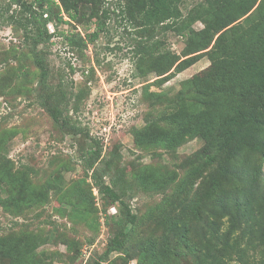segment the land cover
<instances>
[{
  "label": "rangeland",
  "instance_id": "obj_1",
  "mask_svg": "<svg viewBox=\"0 0 264 264\" xmlns=\"http://www.w3.org/2000/svg\"><path fill=\"white\" fill-rule=\"evenodd\" d=\"M7 3L0 0V157L11 161L13 170L25 171L33 184L60 175L61 186L69 192L79 186L87 195V212L80 214L72 203L50 190L44 203L23 206L18 214L0 205V237L16 240L28 236L40 241L32 264H150V256L142 262L138 260V250L147 239L155 240L154 254L158 251L155 255L164 261L158 264H195L196 258L190 252L177 258L165 257L163 250H168V240L163 241L161 236L164 229L149 220L135 227L122 250L104 254L117 228L119 203L99 192L91 171L84 166L78 141L99 148L96 165L103 179L107 183L114 180L122 200L137 213L145 212L161 200L168 187L163 191L142 188L132 173L137 168L157 167L162 176L169 173L176 182L204 142L197 136L171 151L156 147L142 150L134 144L133 132L173 111L172 100L182 82L196 77L210 65V59L205 54L184 56L186 36L173 29L162 31L157 24H144L143 12L134 11L129 17L127 10L132 4L128 0L79 1L74 18L63 11L62 21L52 15L46 22L52 36L40 47L50 71L48 83L54 88L59 84L65 94L61 103L63 116L80 128L79 134L71 135L59 130L31 92L37 85L35 76L32 78L36 69L22 30L11 23L15 7L6 11ZM200 5L204 9H198ZM207 5V0H181L176 6L191 30L202 32L204 23L195 15L208 18L211 7ZM256 7L240 19L244 24ZM103 9H107L106 16ZM190 11L194 19L188 18ZM92 32H97L96 39L81 44L80 39ZM74 35L81 38L72 39ZM140 42H153L155 51H169L179 59L161 76L155 71L141 75L136 63L137 48L143 50ZM167 74L162 83L156 82ZM6 129L14 133L4 134ZM260 168L264 176V160ZM205 176L206 172L195 180L191 194L204 188L201 183ZM249 225L250 222L242 228L245 240H254L255 246L247 249L246 264H264V243L259 244L255 238L259 235L258 224L252 231L247 230ZM169 242L172 247L174 238L170 237ZM0 264H13L11 256L0 260ZM227 264L244 263L233 256Z\"/></svg>",
  "mask_w": 264,
  "mask_h": 264
},
{
  "label": "trees",
  "instance_id": "obj_2",
  "mask_svg": "<svg viewBox=\"0 0 264 264\" xmlns=\"http://www.w3.org/2000/svg\"><path fill=\"white\" fill-rule=\"evenodd\" d=\"M79 1L89 0H8L4 8L8 11L15 7L11 23L22 30L36 69L32 78L35 76L37 85L31 92L59 130L71 135L79 134L80 128L63 116L61 103L65 94L59 84L54 88L48 83L50 71L40 46L52 36L46 29L52 15L62 21L63 11L74 18ZM128 1L132 4L127 10L129 17L134 11H141L145 15L144 24L153 27L157 24L162 31L173 29L185 35L184 56L205 54L210 59V65L196 77L182 82L176 99L172 100L173 111L133 132L134 144L142 150L156 147L171 151L199 136L204 145L184 166V173L176 182L169 173L162 176L157 167L137 168L132 173L142 188L163 191L168 187L160 201L137 213L122 200L116 182L107 183L103 179L96 165L99 148L78 141L84 166L91 171L99 192L119 203L117 228L104 254L122 250L135 227L149 220L164 229L161 236L163 241L168 240L165 242L168 250H163L165 257L177 258L190 252L196 258L195 264H227V260L237 256L246 264L247 249H253L255 241L245 240L244 225L250 222L247 230L252 231L258 224L259 235L255 238L259 244L264 243V176L260 168L264 160V0H207L210 16L202 19L201 15H195L204 23L202 32L189 27L187 18L176 6L181 0ZM256 5V13L244 24L240 19ZM103 12L106 16L107 9ZM187 16L194 19L191 11ZM77 35L72 39L81 38ZM96 37L97 32L88 33L80 39L81 44L86 45ZM141 43L143 50L137 48L136 62L141 75L155 71L161 76L179 59L169 51H155L153 42L144 43L145 50ZM142 63H147L146 67ZM169 74L156 82L162 83ZM5 133L14 131L6 129ZM204 172L201 186L206 189L200 187L191 194L192 185ZM61 180L60 175H52L40 184H33L25 171L13 170L12 162L1 155L0 205L18 214L23 206L44 203L49 191L54 190L58 198L72 203L80 214H86L85 191L77 186L69 192L61 186ZM170 237L174 238L172 247ZM13 240L9 236L0 237V260L11 256L13 264H32L40 241L28 236ZM154 248L155 240L147 239L138 250V260L142 262L150 256V264L164 262L155 255L158 251L154 254Z\"/></svg>",
  "mask_w": 264,
  "mask_h": 264
}]
</instances>
